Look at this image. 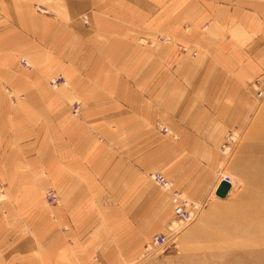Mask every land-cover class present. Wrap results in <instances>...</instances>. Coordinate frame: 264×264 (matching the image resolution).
Instances as JSON below:
<instances>
[{
	"label": "crops",
	"instance_id": "0c3cea01",
	"mask_svg": "<svg viewBox=\"0 0 264 264\" xmlns=\"http://www.w3.org/2000/svg\"><path fill=\"white\" fill-rule=\"evenodd\" d=\"M262 77L264 0H0V264L137 262Z\"/></svg>",
	"mask_w": 264,
	"mask_h": 264
},
{
	"label": "rangeland",
	"instance_id": "374dc122",
	"mask_svg": "<svg viewBox=\"0 0 264 264\" xmlns=\"http://www.w3.org/2000/svg\"><path fill=\"white\" fill-rule=\"evenodd\" d=\"M252 89L249 117L219 149L215 179L231 178L229 194L195 200L201 207L188 225L171 215L159 232L178 230L172 248L150 249V238L133 264H264V77Z\"/></svg>",
	"mask_w": 264,
	"mask_h": 264
},
{
	"label": "built area",
	"instance_id": "2783aa9c",
	"mask_svg": "<svg viewBox=\"0 0 264 264\" xmlns=\"http://www.w3.org/2000/svg\"><path fill=\"white\" fill-rule=\"evenodd\" d=\"M21 63L25 66H29L25 59H21ZM64 84L65 79L63 77H56L49 81L50 86L56 88L59 84ZM70 109L72 113L76 114L79 112L80 109V102L75 101L70 105ZM162 132H167L166 127L160 128ZM228 134H231L229 132ZM224 147V146H223ZM151 177L163 188H168L171 182L165 178L162 174L155 172L151 174ZM224 180L229 182L231 178L229 176H225ZM172 194L175 195V208H174V217L182 224V226L188 225L195 217L197 210L201 207V205H196L188 198L183 196L181 191L173 190ZM45 199L50 204H56L58 201V195L53 188H48L45 193ZM178 233L176 231H170L168 233L158 232L156 233L149 241V248L156 249L160 251H165L173 246L174 236ZM149 249V250H150Z\"/></svg>",
	"mask_w": 264,
	"mask_h": 264
},
{
	"label": "bare ground",
	"instance_id": "6f19581e",
	"mask_svg": "<svg viewBox=\"0 0 264 264\" xmlns=\"http://www.w3.org/2000/svg\"><path fill=\"white\" fill-rule=\"evenodd\" d=\"M74 114V113H73ZM75 115H78V113H76ZM261 131H259L262 135H263V137H264V127H262L261 129H260ZM155 173V172H154ZM151 174H153V173H151ZM151 174L149 175L150 176V179L156 184V185H158V183L151 177ZM225 177V176H224ZM166 178V177H165ZM169 180V179H168ZM170 181V180H169ZM171 182V184H169V187L168 188H163V187H161L160 185H158L161 189H163V190H165V191H167V192H169L170 194H171V200H172V203H173V205H174V208H175V195H173L172 194V191L174 190L173 189V183H172V181H170ZM230 189H231V184H230ZM230 189H229V191H230ZM229 191H228V193H227V195L229 194ZM56 192V191H55ZM2 193H3V187L0 185V196L2 195ZM57 193V192H56ZM183 194V196H185L186 198H188L184 193H182ZM58 195V194H57ZM216 195V194H215ZM226 195V196H227ZM217 196V195H216ZM225 196V197H226ZM218 197V196H217ZM224 197V198H225ZM220 198V197H219ZM189 199V198H188ZM190 201H192L191 199H189ZM59 201H60V198H59V196H58V201H57V203H59ZM193 203H195L196 205H200V203L198 204V202H194V201H192ZM49 203V202H48ZM56 203V204H57ZM50 204V203H49ZM174 208H173V214H174ZM198 211V210H197ZM172 224H174V221H172L171 223H170V225L169 226H171ZM155 235V234H154ZM153 235V236H154ZM152 236V237H153ZM151 237V238H152ZM150 241V240H149Z\"/></svg>",
	"mask_w": 264,
	"mask_h": 264
},
{
	"label": "water",
	"instance_id": "95a60500",
	"mask_svg": "<svg viewBox=\"0 0 264 264\" xmlns=\"http://www.w3.org/2000/svg\"><path fill=\"white\" fill-rule=\"evenodd\" d=\"M229 189L230 183L225 180H222L218 183L215 189V194L220 198H224L227 195Z\"/></svg>",
	"mask_w": 264,
	"mask_h": 264
}]
</instances>
